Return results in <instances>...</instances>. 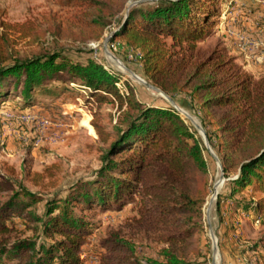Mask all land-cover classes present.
<instances>
[{
    "label": "trees",
    "instance_id": "obj_1",
    "mask_svg": "<svg viewBox=\"0 0 264 264\" xmlns=\"http://www.w3.org/2000/svg\"><path fill=\"white\" fill-rule=\"evenodd\" d=\"M210 1H141L120 14L124 0H66L81 9L70 20L52 14L42 21H0V101L10 92L27 101L45 81L66 73L87 87L86 102L97 107L111 102L118 110L112 136L92 121L100 141L108 144L94 178L70 184L67 196L61 192L46 198L40 214L26 212L31 202L43 199L26 189L30 202L11 197L0 205V260L9 253L17 264H82L78 245L88 232L75 206L104 210L128 202L134 205L133 225L165 245L163 264H201L196 235L208 193L207 165L214 160L221 162L226 177L236 175L222 195L248 189L253 200L239 203L243 210L264 211V78L239 79L237 65L221 50L197 63L191 55L174 59L165 40L185 42L193 52L216 15ZM107 27L110 41L141 53L146 82L180 108L197 111L214 156L173 106L140 100L128 86L120 91L115 76L81 46L100 39ZM68 39L75 48L62 44ZM18 225L33 235L22 237ZM99 246L97 264H141L130 241L116 231ZM263 246L264 236L252 250Z\"/></svg>",
    "mask_w": 264,
    "mask_h": 264
},
{
    "label": "rangeland",
    "instance_id": "obj_2",
    "mask_svg": "<svg viewBox=\"0 0 264 264\" xmlns=\"http://www.w3.org/2000/svg\"><path fill=\"white\" fill-rule=\"evenodd\" d=\"M141 1L151 0H124L120 14ZM209 4L215 6L216 15L205 35L195 42L194 51L190 53L185 42L174 45L167 37L169 54L174 59L191 55V60L197 63L207 59L212 50H221L225 58L237 65L239 79L244 76L250 82L263 79L264 57L260 51L264 49V0H214ZM80 11L67 5L66 0H0V21H42L52 14L70 20ZM111 34V28L107 27L100 39L88 40L81 46L115 76L120 91L125 92L128 86L140 100L172 106L161 93L135 77L144 80L138 49L110 41ZM61 42L67 47L76 46L70 39ZM42 87L27 101L18 97L17 92L8 93L0 101V205L11 197L16 202H30L23 194L26 189L36 195L35 199L43 198L31 202L26 209L36 214L43 211L46 198L61 192L67 196L70 184L96 176L108 144L100 141L92 121L96 119L112 136L118 116L114 103L104 102L97 107L94 101L86 102L87 87L66 73L60 79L45 81ZM180 98L177 96V101ZM176 106L179 111L174 109L189 121L201 144L214 156L197 111ZM205 177L208 193L201 207L202 229L196 235L202 254L198 260L201 264H264V246L252 250L253 244L264 236V225L260 223L264 222V211L255 214L253 209L243 210L239 203L253 200L248 189L231 197L222 195L229 189L227 181L236 175L226 177L219 160L208 162ZM14 194L17 196L13 197ZM75 207L77 213L83 214V227L88 232L78 245L82 264H97L100 240L112 231L130 241L141 264H163L161 252L165 245L150 232L133 225V203L112 204L104 210ZM17 229L22 237L33 235L23 225ZM9 257L6 253L0 264H17Z\"/></svg>",
    "mask_w": 264,
    "mask_h": 264
},
{
    "label": "water",
    "instance_id": "obj_3",
    "mask_svg": "<svg viewBox=\"0 0 264 264\" xmlns=\"http://www.w3.org/2000/svg\"><path fill=\"white\" fill-rule=\"evenodd\" d=\"M107 41H108V39L105 40V42H107ZM135 77H136L138 80H140L141 82H143V83L145 84V86H147L148 88H150V89H152V90H154V91H156V92L161 93V94L166 98V100H167V101H168V102H169L174 108H176L177 111H179V110H178V107L175 105V103L173 102V100L171 99V97H169L168 95H166L162 90H160L158 87H155V86H153V85H151V84L145 82L144 80L140 79V78H139L138 76H136V75H135Z\"/></svg>",
    "mask_w": 264,
    "mask_h": 264
},
{
    "label": "built area",
    "instance_id": "obj_4",
    "mask_svg": "<svg viewBox=\"0 0 264 264\" xmlns=\"http://www.w3.org/2000/svg\"><path fill=\"white\" fill-rule=\"evenodd\" d=\"M260 56H261V57H264V49H262V50L260 51Z\"/></svg>",
    "mask_w": 264,
    "mask_h": 264
},
{
    "label": "bare ground",
    "instance_id": "obj_5",
    "mask_svg": "<svg viewBox=\"0 0 264 264\" xmlns=\"http://www.w3.org/2000/svg\"><path fill=\"white\" fill-rule=\"evenodd\" d=\"M185 113V112H184ZM188 115V114H187ZM194 121V120H193Z\"/></svg>",
    "mask_w": 264,
    "mask_h": 264
}]
</instances>
